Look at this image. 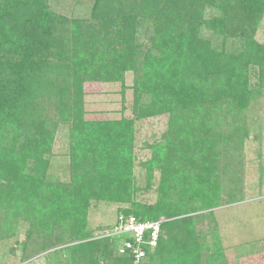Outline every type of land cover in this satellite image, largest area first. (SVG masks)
<instances>
[{
  "label": "trees",
  "instance_id": "16d2710c",
  "mask_svg": "<svg viewBox=\"0 0 264 264\" xmlns=\"http://www.w3.org/2000/svg\"><path fill=\"white\" fill-rule=\"evenodd\" d=\"M92 2V21L63 22L48 9L46 0H0V208L29 222L27 236L37 234L38 250L69 243L49 253L46 260L63 253L70 256L69 263L62 259L59 264H131L128 254L118 253L119 240L104 234L93 238L87 208L94 197L130 200L135 190L133 121H89L82 105L85 83L123 81L124 74L132 71L137 117L168 115L166 141L152 145L150 162L174 156L183 168L178 169L183 185L187 180L196 182L203 193L207 181L211 188L197 199L199 205L186 202L183 207L188 210L158 198L153 204L133 203V208L119 209L117 215L131 214L141 220L167 217L161 222L156 246L145 247L143 264H201L204 244L184 213L218 204L213 176L220 155L217 149L233 138L217 129L203 103L212 98L213 104L212 96L221 94L233 106L247 104L240 69L244 62H258L264 55V40L259 43L247 35L264 15V0ZM203 26L221 36L244 38L238 64L235 58L220 64V53L211 51L210 40L199 35ZM59 122L70 133L71 170L79 177L77 172L84 168L86 188L64 189L44 177ZM160 166L162 191L173 175L169 177L166 167ZM12 193L16 209L2 203ZM21 244L24 254L27 243ZM97 254L111 263L97 260ZM211 254L205 264L220 257L213 250Z\"/></svg>",
  "mask_w": 264,
  "mask_h": 264
},
{
  "label": "rangeland",
  "instance_id": "374dc122",
  "mask_svg": "<svg viewBox=\"0 0 264 264\" xmlns=\"http://www.w3.org/2000/svg\"><path fill=\"white\" fill-rule=\"evenodd\" d=\"M14 1L10 0L11 3ZM46 3L51 12L62 17L63 22L92 21V0H46ZM146 29L149 28L146 26ZM199 35L210 40L211 51L217 52L218 55L220 53L217 59L221 65L234 58L238 60L237 64L240 62L245 43L241 35L221 36L205 26L200 29ZM247 35L252 36V40L256 42H263L264 15L254 32L248 29ZM144 39L145 36L142 37V40ZM244 64V68L240 70L244 72L242 83L245 84L244 92L248 96L245 107L229 104L226 97L221 94L218 97L212 96L213 104L210 100L212 98H208L203 103L204 108L209 109L208 116L212 118L217 129L228 135L232 134L233 138L231 136V141L221 144L217 149L220 155L213 176L218 185L216 191L218 204L210 206V203H207V206H202L198 210L184 213V216H190L191 227L200 236V242L204 244L200 254L201 264H205L207 256L212 254L215 256L214 252L211 254L212 250L220 254V257L211 264H264V55L258 59V62H253L251 59ZM220 67H217V70ZM134 78V72L127 71L123 81L84 84L82 106L86 120L100 122L126 118L133 121L134 128L131 173L135 190L132 191L128 202H112L95 197L88 202L87 227L93 233V238L107 234L118 210L131 209L133 203L153 204L160 198L169 201L176 209L182 208L186 202L193 207L200 204L197 199L204 191L211 188L207 181H204L203 193L199 192L196 182L189 183L187 180V184L183 185L181 170L178 171L179 168H183L180 167L178 158L174 156L162 157L159 163L155 160L150 162L152 145L156 146L157 142L166 141L168 115L137 117L133 110ZM52 114L53 112L44 113V115ZM69 135L67 125H62L60 122L56 124L44 177L47 182L64 189L70 187L73 190L79 186L86 188L84 168L77 172L79 177H74L76 174L71 170L68 156ZM160 165L166 167L169 177L173 175L171 184H168L169 188L165 185L162 191L159 190ZM148 179L150 181L147 186ZM92 186L93 184L89 183V187ZM2 203L3 206L8 205L16 209L15 194L12 193ZM3 208H0V264H59L62 259L64 263H69L66 259L70 256H62L63 253L53 255L50 260H46L49 253L56 252L69 243L51 244L48 246L50 249L38 250L41 241L37 238V234H33L30 238L27 236V231H30L29 222L23 220L21 215H7ZM188 209L191 208L183 207V210ZM17 211L21 210L17 209ZM166 218L161 216V219L167 220ZM122 237L116 235L112 239L118 240ZM24 241L27 243L24 248L25 255L21 249V243ZM96 259L111 263V260H106L99 254Z\"/></svg>",
  "mask_w": 264,
  "mask_h": 264
},
{
  "label": "built area",
  "instance_id": "2783aa9c",
  "mask_svg": "<svg viewBox=\"0 0 264 264\" xmlns=\"http://www.w3.org/2000/svg\"><path fill=\"white\" fill-rule=\"evenodd\" d=\"M158 220H141L131 214H118L110 231L105 235H122L119 238L118 253L128 254L131 264H143L145 261V247L153 248L161 230V222Z\"/></svg>",
  "mask_w": 264,
  "mask_h": 264
}]
</instances>
